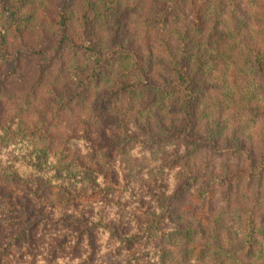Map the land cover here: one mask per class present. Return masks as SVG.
Masks as SVG:
<instances>
[{
	"label": "trees",
	"instance_id": "1",
	"mask_svg": "<svg viewBox=\"0 0 264 264\" xmlns=\"http://www.w3.org/2000/svg\"><path fill=\"white\" fill-rule=\"evenodd\" d=\"M0 264H264V0H0Z\"/></svg>",
	"mask_w": 264,
	"mask_h": 264
}]
</instances>
